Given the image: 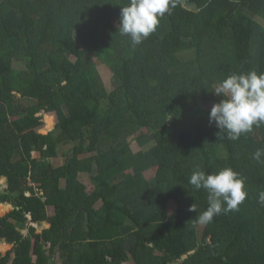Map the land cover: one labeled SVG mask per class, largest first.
<instances>
[{
	"label": "trees",
	"instance_id": "16d2710c",
	"mask_svg": "<svg viewBox=\"0 0 264 264\" xmlns=\"http://www.w3.org/2000/svg\"><path fill=\"white\" fill-rule=\"evenodd\" d=\"M127 3L0 0V204L13 206L0 242L14 245L0 264H264V164L252 159L264 124L228 140L203 107L229 75L264 72V0H176L135 47L118 32ZM43 114L58 119L46 136ZM135 136L152 147L134 153ZM197 167L240 174L237 211L199 223ZM30 224L49 228L23 236Z\"/></svg>",
	"mask_w": 264,
	"mask_h": 264
},
{
	"label": "clouds",
	"instance_id": "9594fccd",
	"mask_svg": "<svg viewBox=\"0 0 264 264\" xmlns=\"http://www.w3.org/2000/svg\"><path fill=\"white\" fill-rule=\"evenodd\" d=\"M175 6L176 0H128L127 5L121 7L118 32L130 37L135 47L156 31L161 18ZM213 92L222 99L211 107L209 123L215 124L228 140H238L251 132L253 126L264 124V72L252 70L229 75ZM262 157L264 148L252 154V159L260 164H264ZM189 183L195 190L204 189L208 193V207L198 216L202 225L211 223L214 216L237 211L248 196L245 180L230 167L216 173H206L197 167ZM258 203L264 206V191L259 193ZM189 211L196 212L194 204Z\"/></svg>",
	"mask_w": 264,
	"mask_h": 264
},
{
	"label": "rangeland",
	"instance_id": "374dc122",
	"mask_svg": "<svg viewBox=\"0 0 264 264\" xmlns=\"http://www.w3.org/2000/svg\"><path fill=\"white\" fill-rule=\"evenodd\" d=\"M94 60H95V63L97 65L98 72H99V74H100V76L102 78V81L104 82L105 86L108 89L111 90V88H112V80H113L112 72L110 71L108 66L105 65L103 62H101L99 59L94 57ZM212 106H213L212 104H208V103L203 104V107L206 108V109H211ZM47 116L54 119V124H53L52 128H48ZM43 122H44V124H43L42 128L39 130V133L44 135V136H46V135L51 133L56 128L58 119H57V116L55 114H43ZM98 133L101 134V135L108 136L107 130H106V126H102L98 130ZM129 141H130L131 149L133 150L134 153L146 152L152 147V144L142 147L139 144V142L137 141V136L130 138ZM68 149H69V147L67 149H65V150H68ZM35 157L39 158V154H35ZM50 162L54 166H59L60 167V166H62L64 164L65 158H64L63 154H61L59 158L52 159V160H50ZM154 174H155L154 171H149V172L146 173V178L151 179L154 176ZM83 181L85 182L84 178H83ZM0 184L1 185L3 184L2 185L3 189H5L7 187V182L4 183L3 180L0 181ZM87 186H88L90 191L93 189L92 185H87ZM100 206H101V204L98 205V207H100ZM177 207L178 206H177L176 202L174 200H170L168 202V210H169L168 212H169V214L172 215L176 211ZM49 213L51 215H53L55 213L54 209L53 208H49ZM32 225H34V224H30L26 231L29 234H34V237H35V235L42 234L43 230L46 228V226L48 227V224H41V225H37V226L35 225L37 227V229H36V227L35 226L32 227ZM201 229H202V227L200 228V233L202 232ZM54 263L55 264H60V261L57 259ZM127 264H134V262L130 261Z\"/></svg>",
	"mask_w": 264,
	"mask_h": 264
},
{
	"label": "crops",
	"instance_id": "0c3cea01",
	"mask_svg": "<svg viewBox=\"0 0 264 264\" xmlns=\"http://www.w3.org/2000/svg\"><path fill=\"white\" fill-rule=\"evenodd\" d=\"M1 180H3L4 183L7 182V179H5V178L0 179V181ZM12 211H13V206L12 205H10V204H0V217H5L9 213H11ZM48 228H49V225H48V227L46 226V228L44 230H46ZM36 229H37V227H36ZM21 233H22L23 236H26L28 234L26 230L21 231ZM13 249H14V245L8 244V243H6L4 241L0 242V253H1L2 256H6L8 253L12 252Z\"/></svg>",
	"mask_w": 264,
	"mask_h": 264
},
{
	"label": "water",
	"instance_id": "95a60500",
	"mask_svg": "<svg viewBox=\"0 0 264 264\" xmlns=\"http://www.w3.org/2000/svg\"><path fill=\"white\" fill-rule=\"evenodd\" d=\"M31 219V218H30ZM194 254V252H192V253H190V254H188V255H186V256H184V258H182V260H185V259H187L190 255H193ZM181 260V261H182Z\"/></svg>",
	"mask_w": 264,
	"mask_h": 264
}]
</instances>
